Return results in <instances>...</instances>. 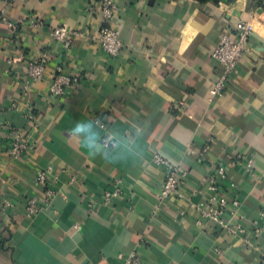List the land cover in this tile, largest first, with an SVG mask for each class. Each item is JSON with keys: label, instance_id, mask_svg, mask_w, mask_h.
Masks as SVG:
<instances>
[{"label": "crops", "instance_id": "obj_1", "mask_svg": "<svg viewBox=\"0 0 264 264\" xmlns=\"http://www.w3.org/2000/svg\"><path fill=\"white\" fill-rule=\"evenodd\" d=\"M113 1L110 26L124 46L116 58L91 40L102 23L100 0H0V264H120L117 254L130 252L142 264H264V230L253 235L254 221L264 227V0ZM250 19L248 50L225 91L211 97L221 72L211 52ZM60 25L76 34L68 54L49 39ZM43 52L44 81L23 91L26 63ZM58 67L80 82L51 97L47 81ZM7 123L35 142L27 163L7 156ZM157 154L187 172L183 199H158ZM238 155L252 158V176L231 165ZM49 165L60 192L27 217L35 193L28 169ZM219 166L220 192L239 202L225 217L258 249L189 206L208 199L201 180ZM114 179L121 194L105 202Z\"/></svg>", "mask_w": 264, "mask_h": 264}, {"label": "built area", "instance_id": "obj_2", "mask_svg": "<svg viewBox=\"0 0 264 264\" xmlns=\"http://www.w3.org/2000/svg\"><path fill=\"white\" fill-rule=\"evenodd\" d=\"M11 1V0H10ZM117 7L113 0H100L101 26L91 36L94 43L99 44L102 51L110 58H116L123 51V43L119 37L117 30L110 26V23L117 16ZM6 26L10 31L16 30V25L11 21H5ZM255 22L253 19L249 21H238L235 25L234 33L232 35H223L217 42L216 46L211 52V58L221 68V72L217 77L216 82L211 86L209 95L211 97L222 94L230 77L233 74L237 64L248 50V44L251 35L255 31ZM76 34L71 32L65 25H60L54 28L49 39L51 42L60 43L65 54L70 53L72 38ZM25 57L24 51L21 49L17 53L18 60H23ZM11 63V60H8ZM49 67V54L43 52L34 61H28L23 71L22 87L23 91H27L33 84L43 82L46 72ZM80 82L78 76L68 77L61 72L58 67L54 70L53 75L47 81V92L51 97H62L65 95L67 88L77 85ZM23 111V110H22ZM23 115L29 126L32 129L37 128L34 115L32 111L27 108L23 111ZM7 131V151L6 154L13 162L27 163L29 154L35 148V142L25 130H16L11 124H4ZM105 146H109V142H103ZM207 147L203 150L206 152ZM152 162L161 167L163 170V179L159 189L158 199L165 201L168 199L180 200L184 198L183 190L187 184V172L179 165L171 163L169 160L160 155L152 156ZM232 166H241L246 173L251 176L253 172L252 158H246L238 155L232 162ZM33 179V187L35 193L29 197L24 206V215L27 217H34L41 211L48 208L53 200V197L60 191L56 187L58 176H53V166L49 165L43 169H28ZM61 173L64 170H60ZM226 179V171L222 166L209 170L208 174L201 180L205 192L209 194L205 202L191 203L189 206L199 214V216L208 222H211L221 228L228 235L239 237L243 244L252 249H258L257 244L253 240L245 237V230L239 224H232L229 219L225 217L227 210L231 209L232 215H236L239 202L237 200H229L223 195L221 190V182ZM74 179L71 178V182ZM121 181L119 179L113 180V191H105L103 199L109 202L112 198L118 197L121 194ZM9 206L8 202H3ZM91 212V210H90ZM259 219H264V205L259 212ZM78 229V226H76ZM263 225L258 222H253L254 237L263 232ZM120 264H142L139 257L134 253L128 254L119 253L116 256Z\"/></svg>", "mask_w": 264, "mask_h": 264}, {"label": "trees", "instance_id": "obj_3", "mask_svg": "<svg viewBox=\"0 0 264 264\" xmlns=\"http://www.w3.org/2000/svg\"><path fill=\"white\" fill-rule=\"evenodd\" d=\"M198 3L204 4L208 2H212L213 0H196Z\"/></svg>", "mask_w": 264, "mask_h": 264}, {"label": "water", "instance_id": "obj_4", "mask_svg": "<svg viewBox=\"0 0 264 264\" xmlns=\"http://www.w3.org/2000/svg\"><path fill=\"white\" fill-rule=\"evenodd\" d=\"M233 1V0H232Z\"/></svg>", "mask_w": 264, "mask_h": 264}]
</instances>
